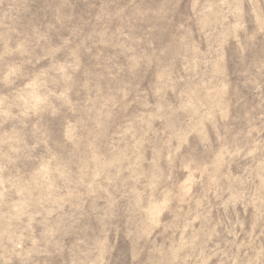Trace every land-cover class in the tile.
Instances as JSON below:
<instances>
[{
  "label": "rangeland",
  "instance_id": "374dc122",
  "mask_svg": "<svg viewBox=\"0 0 264 264\" xmlns=\"http://www.w3.org/2000/svg\"><path fill=\"white\" fill-rule=\"evenodd\" d=\"M0 264H264V0H0Z\"/></svg>",
  "mask_w": 264,
  "mask_h": 264
}]
</instances>
